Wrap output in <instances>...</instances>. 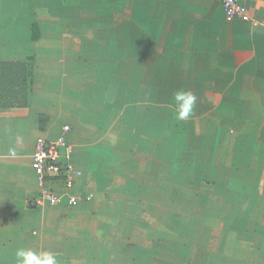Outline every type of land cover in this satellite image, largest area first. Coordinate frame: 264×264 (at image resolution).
<instances>
[{"label": "crops", "instance_id": "obj_1", "mask_svg": "<svg viewBox=\"0 0 264 264\" xmlns=\"http://www.w3.org/2000/svg\"><path fill=\"white\" fill-rule=\"evenodd\" d=\"M180 89L198 97L185 121ZM64 127L59 201L37 206L35 143ZM20 248L264 264V28L221 0H0V264Z\"/></svg>", "mask_w": 264, "mask_h": 264}, {"label": "built area", "instance_id": "obj_2", "mask_svg": "<svg viewBox=\"0 0 264 264\" xmlns=\"http://www.w3.org/2000/svg\"><path fill=\"white\" fill-rule=\"evenodd\" d=\"M224 14L229 19H237L244 23H250L255 27L264 28V20L252 22L247 14L242 0H221ZM71 129L64 127L61 136L52 143H48L42 139H38L35 143L34 153L32 156V170L37 178L39 196L35 203L37 206H42L46 203L56 204L59 199L53 195L47 188L48 179L57 177L63 170V165L60 161V150L66 147V136ZM72 186L71 179H67L66 187L69 189ZM73 204L74 200L70 199Z\"/></svg>", "mask_w": 264, "mask_h": 264}, {"label": "clouds", "instance_id": "obj_3", "mask_svg": "<svg viewBox=\"0 0 264 264\" xmlns=\"http://www.w3.org/2000/svg\"><path fill=\"white\" fill-rule=\"evenodd\" d=\"M175 119L185 121L193 117L198 105V97L192 91L176 90L173 94ZM10 155L15 156V152ZM16 264H62L58 257L50 252H35L20 248L15 252Z\"/></svg>", "mask_w": 264, "mask_h": 264}]
</instances>
